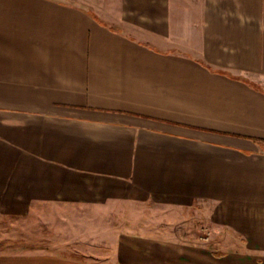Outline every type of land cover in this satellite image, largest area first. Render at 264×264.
Listing matches in <instances>:
<instances>
[{"label":"crops","instance_id":"obj_1","mask_svg":"<svg viewBox=\"0 0 264 264\" xmlns=\"http://www.w3.org/2000/svg\"><path fill=\"white\" fill-rule=\"evenodd\" d=\"M114 208L233 241L132 222L0 264H264V0H0V219Z\"/></svg>","mask_w":264,"mask_h":264},{"label":"rangeland","instance_id":"obj_2","mask_svg":"<svg viewBox=\"0 0 264 264\" xmlns=\"http://www.w3.org/2000/svg\"><path fill=\"white\" fill-rule=\"evenodd\" d=\"M202 216L199 211L193 210L185 214L184 219L168 220L164 211L154 208L138 211L116 208L89 211L49 209L24 222L0 219V250H45L81 262H100L110 252L113 231L127 230L126 227L132 222L175 228L173 234L164 236L167 238H184L190 241L201 237L209 243L225 238L233 239L231 235L208 227Z\"/></svg>","mask_w":264,"mask_h":264}]
</instances>
